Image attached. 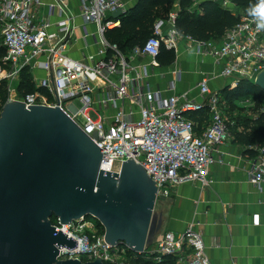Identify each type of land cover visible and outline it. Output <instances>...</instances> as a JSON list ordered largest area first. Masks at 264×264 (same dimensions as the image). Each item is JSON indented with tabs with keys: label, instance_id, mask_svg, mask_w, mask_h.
<instances>
[{
	"label": "built area",
	"instance_id": "2783aa9c",
	"mask_svg": "<svg viewBox=\"0 0 264 264\" xmlns=\"http://www.w3.org/2000/svg\"><path fill=\"white\" fill-rule=\"evenodd\" d=\"M132 1L80 0L82 24L77 25L68 0H0V45L6 49L0 80L9 82L8 102L60 107L101 148V169L120 172L129 159L141 164L155 181L161 200L186 182L209 185L211 167L223 163L220 148L233 138L232 125L223 114L222 91L212 89L209 75L196 84V95L176 91L180 71L168 83L170 95L153 85L152 72L161 66L162 45L176 49L179 39L187 38L196 53L222 65L218 76L231 79L232 86L242 79L256 82L264 71V15L241 16L221 40L201 41L176 29L177 12L172 11L168 19L155 22L153 35L143 47L125 53L108 41L106 32L121 25L115 13L127 12ZM212 1L239 14L233 0ZM78 29L84 47H94L95 53H83L81 58L71 55ZM141 57L151 60L146 63ZM24 69L31 70L41 90L18 98L14 82L18 83ZM37 71L45 76L37 78ZM206 107L209 118L200 126L193 115L201 117ZM255 149L247 181L264 191V147ZM53 225L78 241L72 250L62 246L59 259L86 262L101 257L103 264H123L119 256L125 257L129 248L109 244L96 218L68 224L58 219ZM152 247L147 251L159 261L169 255L175 264H212L204 235L191 227L182 233H162Z\"/></svg>",
	"mask_w": 264,
	"mask_h": 264
},
{
	"label": "water",
	"instance_id": "95a60500",
	"mask_svg": "<svg viewBox=\"0 0 264 264\" xmlns=\"http://www.w3.org/2000/svg\"><path fill=\"white\" fill-rule=\"evenodd\" d=\"M125 12L118 10L115 17ZM255 84L264 89V71ZM101 148L60 107L8 102L0 115V264H103L59 259L78 241L53 225L98 219L111 245L151 248L163 227L158 189L141 164L101 169Z\"/></svg>",
	"mask_w": 264,
	"mask_h": 264
},
{
	"label": "crops",
	"instance_id": "0c3cea01",
	"mask_svg": "<svg viewBox=\"0 0 264 264\" xmlns=\"http://www.w3.org/2000/svg\"><path fill=\"white\" fill-rule=\"evenodd\" d=\"M138 1H132L130 8ZM68 2L71 13L78 17L77 25H81L80 0ZM81 34L78 29V39L71 49V55L76 58H81L83 53H95L94 47H84ZM175 50V62L160 63L161 66L152 72L151 82L165 95L172 93L168 91V83L177 71L181 72L176 88L179 93L190 91L196 95L195 86L206 75L212 78L214 90L231 85V79L218 76L222 65L211 57L196 53L187 38L179 39ZM140 60L148 63L151 59L141 57ZM36 73L45 76L43 71ZM233 139L220 148L223 163L211 167L209 178L212 182L209 185L186 182L174 187L170 197L160 200L158 212L164 218L160 235L166 231L182 233L191 227L204 235L212 264H264V191L247 181L251 153H245L244 146Z\"/></svg>",
	"mask_w": 264,
	"mask_h": 264
},
{
	"label": "trees",
	"instance_id": "16d2710c",
	"mask_svg": "<svg viewBox=\"0 0 264 264\" xmlns=\"http://www.w3.org/2000/svg\"><path fill=\"white\" fill-rule=\"evenodd\" d=\"M233 1L238 10L245 9L248 14L256 13V9L264 3V0ZM174 7L177 10H173ZM172 11L177 12L176 29L185 36L201 41L221 40L226 32L240 21L239 14L233 13L212 0H203L197 5H194L193 0H139L120 17L121 25L119 27L107 30L106 38L110 43L117 44L123 52L129 53L136 47H143L153 35L155 22L159 19H168ZM5 54L6 49L0 45V64H3ZM164 58L167 59L163 61ZM176 58V50L167 48L163 44L158 56L159 62L171 64L175 62ZM33 76L30 69L22 71L17 85L19 96L23 97L41 90ZM221 91L226 102L242 96L253 100H264V89L248 79L240 80L235 86L227 85ZM9 97V82L7 79H2L0 80V115L9 101ZM208 113L206 107L201 113L202 118L198 120L200 126L208 121ZM193 118L198 117L193 115ZM230 125H232L233 140L244 146L245 153H251L250 158H254L257 155L255 147H264V111H259L255 117L244 118L237 125L232 123ZM51 220L54 224L58 222L56 216H53ZM125 257L128 259L126 264L176 263L173 256H163L159 261L149 251L134 253L128 250Z\"/></svg>",
	"mask_w": 264,
	"mask_h": 264
},
{
	"label": "rangeland",
	"instance_id": "374dc122",
	"mask_svg": "<svg viewBox=\"0 0 264 264\" xmlns=\"http://www.w3.org/2000/svg\"><path fill=\"white\" fill-rule=\"evenodd\" d=\"M173 10H177V8L174 7ZM247 14L248 13L246 12L245 9L239 10L240 17ZM35 76L36 77L38 76L39 78H43L40 73H36ZM17 85L18 83L14 82V88H16V92L18 94L17 96L18 98H21V96H19V93L17 91ZM223 103H224L223 106L224 117L228 122L232 123L233 125H237V123L241 122L246 117H255L258 114V112L263 111L264 108V100L262 99L253 100L249 97H244V96L233 99L232 101L230 100L229 102L223 101ZM76 105L78 107H81L82 103L80 101H76ZM90 114L94 119L97 118V116L94 113L91 112ZM159 202L160 200H158V203L156 205V212L160 208ZM103 230H105L104 226L102 232ZM119 259H120V263L123 264H126V261H128V259L124 256H119Z\"/></svg>",
	"mask_w": 264,
	"mask_h": 264
},
{
	"label": "clouds",
	"instance_id": "9594fccd",
	"mask_svg": "<svg viewBox=\"0 0 264 264\" xmlns=\"http://www.w3.org/2000/svg\"><path fill=\"white\" fill-rule=\"evenodd\" d=\"M256 12L259 15H264V3H262L261 6L256 9Z\"/></svg>",
	"mask_w": 264,
	"mask_h": 264
}]
</instances>
